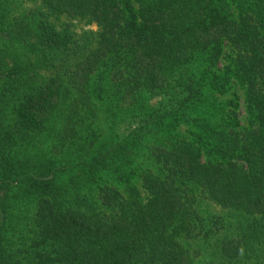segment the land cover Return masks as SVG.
I'll return each instance as SVG.
<instances>
[{"label": "trees", "instance_id": "1", "mask_svg": "<svg viewBox=\"0 0 264 264\" xmlns=\"http://www.w3.org/2000/svg\"><path fill=\"white\" fill-rule=\"evenodd\" d=\"M0 264H264V0H0Z\"/></svg>", "mask_w": 264, "mask_h": 264}, {"label": "rangeland", "instance_id": "2", "mask_svg": "<svg viewBox=\"0 0 264 264\" xmlns=\"http://www.w3.org/2000/svg\"><path fill=\"white\" fill-rule=\"evenodd\" d=\"M81 28L86 29H96V26H83L81 25ZM81 28L79 31H81ZM98 109L93 108V111L91 112L89 116V122L92 124L91 130L84 128L82 131L83 138L79 141H84L87 139L91 134H96L98 136V140L103 141L107 139L108 136H111L113 134L119 133L118 136L123 135V127L122 125H115V127L111 128V123L109 121V117L104 111L103 107H100L98 105ZM164 140V139H162ZM56 146V150L59 152V154H62L66 151V147L69 146V143H65V145H62L58 140L53 138L46 139L43 135L37 137V148L40 149H53V147ZM75 146L72 145V148Z\"/></svg>", "mask_w": 264, "mask_h": 264}]
</instances>
